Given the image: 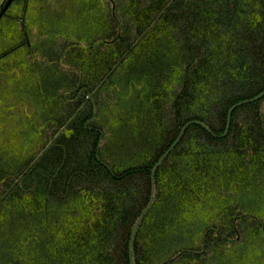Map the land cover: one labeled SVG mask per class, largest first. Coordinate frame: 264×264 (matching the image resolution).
I'll return each instance as SVG.
<instances>
[{"label":"trees","instance_id":"obj_1","mask_svg":"<svg viewBox=\"0 0 264 264\" xmlns=\"http://www.w3.org/2000/svg\"><path fill=\"white\" fill-rule=\"evenodd\" d=\"M114 4L82 0L85 45L33 46L41 147L0 155V264H130L152 186L132 264H264V95L221 136L264 90V0Z\"/></svg>","mask_w":264,"mask_h":264},{"label":"rangeland","instance_id":"obj_2","mask_svg":"<svg viewBox=\"0 0 264 264\" xmlns=\"http://www.w3.org/2000/svg\"><path fill=\"white\" fill-rule=\"evenodd\" d=\"M120 1L114 0L112 4L110 0H101V4L102 7L109 4L110 13L114 3L118 4ZM5 3L6 0H1V7ZM81 6L82 0H15L1 17L0 155L5 152L6 155L16 156L13 148L21 143H28L29 153L40 149V138H34L36 133L33 126L36 122L29 123L31 127L28 130L24 128L23 131V125L31 121L34 116L33 111L36 109V104L32 101L37 76L32 68V62L39 61L41 62L39 64L44 67L51 66L53 62L49 57L47 60L42 58V54L33 46L38 47L39 43L46 42L49 37L54 40V51L61 55L70 44L85 45L84 31L87 29L82 25L84 16L81 15ZM23 29L28 32L27 36L20 35ZM50 29H54L52 30L54 32ZM11 48L14 50L9 52ZM6 52L9 53L5 54ZM54 58L58 60L60 57L57 55ZM60 70L67 74L71 72L66 65H62ZM34 118L37 117L34 116ZM19 131H23V134L20 135ZM34 140L36 145L33 143ZM215 249L217 253L218 251H224V253L234 251V248L230 246ZM245 261L237 262V264H247Z\"/></svg>","mask_w":264,"mask_h":264},{"label":"water","instance_id":"obj_3","mask_svg":"<svg viewBox=\"0 0 264 264\" xmlns=\"http://www.w3.org/2000/svg\"><path fill=\"white\" fill-rule=\"evenodd\" d=\"M13 0H7L5 5L3 6V8L0 10V18L2 17V15L7 11L8 7L10 6L11 2ZM264 95V90L258 94L257 96L253 97V98H250V99H247V100H244V101H241V102H238V103H235L234 105H232L229 110H228V113H227V120H226V127H225V130L223 132V134L221 136H224L227 132V129H228V126H229V118H230V115L232 113V111L242 105V104H245V103H248V102H253V101H256L258 99H260L262 96ZM190 123H196L198 125H200L201 127L207 129L202 123L198 122V121H191L189 123H186L181 129H180V132H179V135L177 136V138L174 140V142L171 144V146L163 153V155L158 159V161L155 163V165L153 166V168L151 169V174L154 173L155 169L160 165V163L165 159V157L169 154V152L173 149V147L176 145V143L178 142L179 138L181 137L184 129L186 128V126ZM153 195H154V190H153V186H152V189H151V192H150V197H149V200H148V203L146 205V207L144 208V210L142 211V213L140 214V216L138 217L137 221L135 222L133 228H132V231H131V234H130V237H129V243H128V251H129V257H130V264H132L131 262V247H132V241H133V238H134V235L144 217V215L147 213L148 209L150 208L151 204H152V201H153Z\"/></svg>","mask_w":264,"mask_h":264},{"label":"flooded vegetation","instance_id":"obj_4","mask_svg":"<svg viewBox=\"0 0 264 264\" xmlns=\"http://www.w3.org/2000/svg\"><path fill=\"white\" fill-rule=\"evenodd\" d=\"M6 1H7V0H6ZM13 2H14V0L11 2V4H12ZM11 4H10V5H11ZM4 5H5V4H4ZM2 6H3V5H2ZM9 7H10V6H9ZM9 7H8V8H9ZM2 8H3V7H2Z\"/></svg>","mask_w":264,"mask_h":264}]
</instances>
